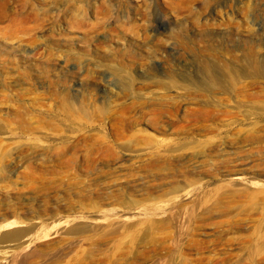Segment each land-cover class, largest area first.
I'll list each match as a JSON object with an SVG mask.
<instances>
[{
    "label": "rangeland",
    "instance_id": "obj_1",
    "mask_svg": "<svg viewBox=\"0 0 264 264\" xmlns=\"http://www.w3.org/2000/svg\"><path fill=\"white\" fill-rule=\"evenodd\" d=\"M263 114L264 0H0V264H264Z\"/></svg>",
    "mask_w": 264,
    "mask_h": 264
},
{
    "label": "bare ground",
    "instance_id": "obj_2",
    "mask_svg": "<svg viewBox=\"0 0 264 264\" xmlns=\"http://www.w3.org/2000/svg\"><path fill=\"white\" fill-rule=\"evenodd\" d=\"M247 63H248V67H250V66H252L254 64V60L253 59H249ZM206 70L207 71H211V72L213 71V69L211 67H209V66H207ZM244 73H246V72H244ZM234 74H235V72H234ZM239 77H240V75H221L220 79L217 78V77L215 79V77L213 75H210L209 78L207 79V84H208L209 87H212L214 85V83L217 82V79H219V80L229 79V80L233 81V80H236ZM261 109H262V107H261ZM261 111H263V109ZM261 111H259V112H261ZM194 216H195L194 211L191 208H188V209L178 208V209H176L175 211H173L171 213L170 217L168 218V223L176 230V233H177L176 237H177V240H179L177 242H180V240L182 239L183 234L188 229V227L190 225V221H191V219ZM135 225H134V227H135ZM130 226H128L127 228L129 229ZM259 227H261L262 230L260 229L258 231L257 235H255V238H252L253 240H255V242L252 243V245H253L252 249H253L254 253L256 251L259 252V251L264 250V225H261ZM121 228H122L121 225H115V226L109 228V230L111 229L110 231H118ZM80 231H81V229H78V226L73 227L72 229L68 230L69 234H71V235L80 234L79 233ZM27 233H28V229H24V230H4L1 233V235H0L1 236V241L4 242L5 244L10 243V242H23L22 240H24L26 235H28ZM26 239H27V237H26ZM249 239H251V238L249 237ZM0 245H2V244H0ZM50 258H52V257H50ZM156 264H162V263L158 261V262H156Z\"/></svg>",
    "mask_w": 264,
    "mask_h": 264
}]
</instances>
